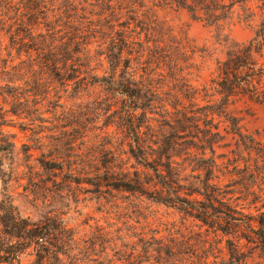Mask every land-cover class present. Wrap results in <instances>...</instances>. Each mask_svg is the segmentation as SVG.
I'll return each mask as SVG.
<instances>
[{
  "label": "trees",
  "instance_id": "1",
  "mask_svg": "<svg viewBox=\"0 0 264 264\" xmlns=\"http://www.w3.org/2000/svg\"><path fill=\"white\" fill-rule=\"evenodd\" d=\"M252 4H256L257 13ZM235 6L240 7L243 22L253 30L252 39L246 43L234 42L226 33ZM0 7V45L2 34L9 41L5 58L0 51V97L10 104L12 114L21 111L36 120L32 116L38 108L18 107L21 100L28 104V97L41 95L37 88L45 82L43 74L60 81L73 80L78 87L84 80L87 86L105 82L124 98L120 101L114 94L111 101L113 106L122 104L115 110H119L127 137L128 151L122 154H128V162L134 160L132 173L123 166L105 167V181H120L107 186L146 193L161 204L179 202L178 208H171L204 229V263L213 257L214 264H247L253 249L264 248V129L243 131L240 118L229 110L237 96L264 99V0H0ZM155 8L184 11L191 20L215 28L223 54L216 62L215 75L206 84L197 87L190 82L183 66L191 60L190 48L174 37ZM165 78L172 83L180 81L182 86L173 83L165 92L157 86V80ZM20 82L31 86L28 94L21 90ZM160 107L170 119L167 130L155 129L152 117L145 128L139 116L146 117L148 111ZM2 112L0 106V119ZM215 119L222 120V131L235 139L236 150L231 152L235 158L223 164L217 160L225 156H216L213 148L225 145L221 144L224 135L220 121ZM2 126L0 122V145L5 136ZM7 138V145L15 146ZM141 166L152 170L153 175L148 177L138 170ZM78 169L69 168V172L83 171ZM227 175L236 179L224 181ZM257 202H261L260 208ZM19 219L15 224L17 217H12L18 230L6 239L4 217L0 216V241L5 238V243H0V264H22L21 257L28 250L31 253L27 255L35 257L32 264L62 263L59 258L65 253L60 242L51 243L45 225L33 223L30 216ZM156 234L151 237L155 256L150 255L155 263L182 264L175 240L166 246L165 238ZM210 234L212 241L208 240Z\"/></svg>",
  "mask_w": 264,
  "mask_h": 264
},
{
  "label": "rangeland",
  "instance_id": "2",
  "mask_svg": "<svg viewBox=\"0 0 264 264\" xmlns=\"http://www.w3.org/2000/svg\"><path fill=\"white\" fill-rule=\"evenodd\" d=\"M250 6L258 12L256 4ZM234 10L226 33L234 42L246 43L252 39L253 30L243 22L244 13L240 7L235 6ZM155 11L171 28L174 37L187 42L190 48L191 60L183 65L190 82L197 87L206 84L215 75L216 62L223 54L215 28L191 20L184 11L170 8H155ZM0 18H3L1 11ZM1 36L0 51L5 58L9 41L6 34ZM12 54L15 56L14 51ZM163 75H167V70ZM42 77L45 82L37 88L41 95L28 97V104L21 100L18 107L38 108V113L32 116L36 120H30L21 111L12 114L10 104H5L0 97L4 115L0 122L5 132L0 145V216L4 217L5 238L10 239L9 233L18 230L14 223L19 222V218L30 216L33 223H41L50 231L52 244L60 242L61 252L65 253L59 258L63 264H156L150 257L151 254L155 256L151 239L155 233H158L155 235L157 238H165L163 243L166 246L170 240H175L173 245L176 244L182 253L178 258L182 264H214L213 257H209L206 263L201 258L202 242L206 239L204 229H199L200 223L186 219L184 213L171 208H178L179 202L161 204L154 202L146 193L114 190L107 186L110 182L120 184V181L112 178L105 181V167L123 166L132 173L130 164L134 163L132 159L128 162V154H122L128 151L127 137L117 113L119 110L115 111L122 104L118 102L113 106L111 97L116 93L112 88L105 82L87 86L84 80L78 82V87L73 80L60 81L46 74ZM157 83L168 92L174 82L165 78L157 80ZM18 84L26 94L31 90V86L22 82ZM174 85L182 86V82ZM2 91L5 93V88ZM114 97L120 101L124 99L117 94ZM182 103L187 105L186 101ZM161 107L148 111L146 117L139 116L145 128L147 120L152 117L155 129L167 130L165 125L170 119ZM229 110L240 118L243 131L264 129V99L237 96L232 99ZM218 121L224 135L221 144L225 145L213 148L216 156H225L217 160L223 164L235 158L231 152L236 150V146L233 135L224 133L225 124L215 119ZM7 137L15 146L7 145ZM206 152L209 156V151ZM69 168L83 171L69 172ZM141 169L148 177L153 175L152 170L142 166L138 168ZM112 170L119 171L116 168ZM83 172H97L98 176ZM223 178L224 181L236 179L229 175ZM256 207L260 208L261 202H257ZM250 210L254 209L251 207ZM14 216L18 221L13 223ZM5 238L0 243H5ZM212 238L210 234L208 240L212 241ZM223 245L224 238L220 247ZM30 251L21 257L22 264L35 261L34 256L27 255ZM216 255L215 251L213 256ZM62 263L53 260V264ZM247 264H264V248L253 249Z\"/></svg>",
  "mask_w": 264,
  "mask_h": 264
}]
</instances>
